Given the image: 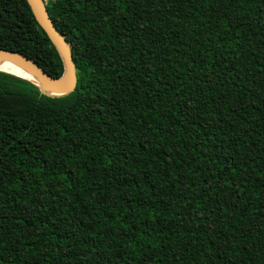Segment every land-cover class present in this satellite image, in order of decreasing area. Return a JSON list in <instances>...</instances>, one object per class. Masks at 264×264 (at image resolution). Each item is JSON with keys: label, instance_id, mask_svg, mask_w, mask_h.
<instances>
[{"label": "trees", "instance_id": "obj_1", "mask_svg": "<svg viewBox=\"0 0 264 264\" xmlns=\"http://www.w3.org/2000/svg\"><path fill=\"white\" fill-rule=\"evenodd\" d=\"M77 85L0 72V264H264V0H51ZM0 49L63 65L25 0Z\"/></svg>", "mask_w": 264, "mask_h": 264}, {"label": "water", "instance_id": "obj_2", "mask_svg": "<svg viewBox=\"0 0 264 264\" xmlns=\"http://www.w3.org/2000/svg\"><path fill=\"white\" fill-rule=\"evenodd\" d=\"M29 9L41 30L47 39L52 43L63 65V73L53 79L40 69L30 58L12 51L0 49V63L15 64L24 68L30 76L38 83L18 77L20 79L32 82L41 89V92L51 97H62L73 92L77 85L76 70L71 54V46L66 43L64 37L56 30L46 11V6L42 0H25Z\"/></svg>", "mask_w": 264, "mask_h": 264}, {"label": "bare ground", "instance_id": "obj_3", "mask_svg": "<svg viewBox=\"0 0 264 264\" xmlns=\"http://www.w3.org/2000/svg\"><path fill=\"white\" fill-rule=\"evenodd\" d=\"M0 71H4L10 74H13L15 76L28 79L34 82L35 84H38L24 68L17 66L15 64L0 63Z\"/></svg>", "mask_w": 264, "mask_h": 264}, {"label": "built area", "instance_id": "obj_4", "mask_svg": "<svg viewBox=\"0 0 264 264\" xmlns=\"http://www.w3.org/2000/svg\"><path fill=\"white\" fill-rule=\"evenodd\" d=\"M49 1H51V0H42V2L44 3L45 6L47 5V3H48Z\"/></svg>", "mask_w": 264, "mask_h": 264}]
</instances>
